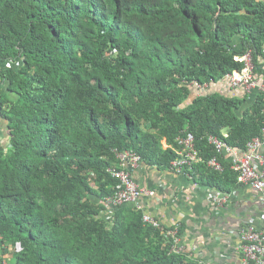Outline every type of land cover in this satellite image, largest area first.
Wrapping results in <instances>:
<instances>
[{"label": "trees", "instance_id": "obj_1", "mask_svg": "<svg viewBox=\"0 0 264 264\" xmlns=\"http://www.w3.org/2000/svg\"><path fill=\"white\" fill-rule=\"evenodd\" d=\"M248 52L264 81V0H0L3 253L13 264H198L171 251L147 211L108 207L109 168L133 150L167 170L191 132L202 162L190 177L246 193L208 137L245 150L264 126V92L197 96L191 83H219Z\"/></svg>", "mask_w": 264, "mask_h": 264}, {"label": "built area", "instance_id": "obj_2", "mask_svg": "<svg viewBox=\"0 0 264 264\" xmlns=\"http://www.w3.org/2000/svg\"><path fill=\"white\" fill-rule=\"evenodd\" d=\"M235 59L244 62L243 68L226 74L219 83L223 82L227 87L240 89L246 94H251L254 90L264 92V81L254 76V63L250 52L242 56H236ZM8 63L10 64V62ZM191 85L197 96L204 94L203 91H206L208 87L207 84L197 81H192ZM262 114L264 119V108ZM224 136H227L226 132H224ZM176 140L178 144L176 157L170 161L169 169L173 172L189 175L188 170L197 163L202 162V157L195 146V137L191 132H187L179 135ZM208 140L215 145L217 150L224 151L227 154L232 170L237 173L238 183L253 195L256 203L264 206V126L261 135L248 141L243 151L233 148L215 135H210ZM116 156L118 167L109 168V172L117 179V185L114 192L106 196L104 201L108 207L133 203L141 209L139 199L142 196H155L153 189L140 186L133 176V172L141 165V156L133 150L117 151ZM207 166L211 170L222 171V164L216 157L210 158L207 161ZM208 188L206 200L213 210L221 211L233 199V193ZM109 210V214H111L112 210ZM255 218V216L249 217L245 220V224L239 227L236 240V250L240 255L239 264H264V227L260 228L255 223ZM263 218L260 217L261 220ZM142 219L145 223L164 231L170 240L172 252L186 251L179 234L178 223L164 226L149 213H145ZM198 264H202V262H198Z\"/></svg>", "mask_w": 264, "mask_h": 264}, {"label": "crops", "instance_id": "obj_3", "mask_svg": "<svg viewBox=\"0 0 264 264\" xmlns=\"http://www.w3.org/2000/svg\"><path fill=\"white\" fill-rule=\"evenodd\" d=\"M212 86L226 95L243 93L240 89L227 87L223 82L208 85L206 91ZM133 176L140 186L155 191V196L139 199L143 210L164 226L183 225L181 239L188 254L192 253L202 264H239L240 255L236 250L239 227L245 224V216L249 212H253L258 226L263 221L260 217L264 216V206L260 210V204L255 202L247 189L246 193L234 192L230 204L216 211L206 200L209 188L195 182L189 175L170 169L159 170L141 162ZM106 213H110L109 208ZM0 259V264H7L10 259V254L7 251L3 253L1 247Z\"/></svg>", "mask_w": 264, "mask_h": 264}, {"label": "rangeland", "instance_id": "obj_4", "mask_svg": "<svg viewBox=\"0 0 264 264\" xmlns=\"http://www.w3.org/2000/svg\"><path fill=\"white\" fill-rule=\"evenodd\" d=\"M212 88H214L213 86H212ZM207 89V88H206ZM204 92V94L206 93V92H208V91H203ZM195 93V92H194ZM196 94V93H195ZM14 263V261H12V259H9L8 261H7V264H13Z\"/></svg>", "mask_w": 264, "mask_h": 264}]
</instances>
